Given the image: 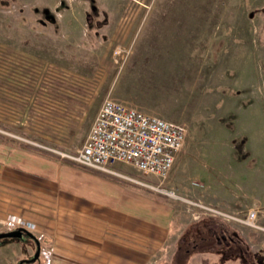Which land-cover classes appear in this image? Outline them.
<instances>
[{
  "label": "rangeland",
  "instance_id": "1",
  "mask_svg": "<svg viewBox=\"0 0 264 264\" xmlns=\"http://www.w3.org/2000/svg\"><path fill=\"white\" fill-rule=\"evenodd\" d=\"M106 97L186 129L164 181L103 172L172 204L149 264H264V0H0V155L69 159Z\"/></svg>",
  "mask_w": 264,
  "mask_h": 264
},
{
  "label": "crops",
  "instance_id": "2",
  "mask_svg": "<svg viewBox=\"0 0 264 264\" xmlns=\"http://www.w3.org/2000/svg\"><path fill=\"white\" fill-rule=\"evenodd\" d=\"M173 216L139 186L24 150L0 155V221L33 224L52 264H149L172 239Z\"/></svg>",
  "mask_w": 264,
  "mask_h": 264
},
{
  "label": "built area",
  "instance_id": "3",
  "mask_svg": "<svg viewBox=\"0 0 264 264\" xmlns=\"http://www.w3.org/2000/svg\"><path fill=\"white\" fill-rule=\"evenodd\" d=\"M186 137L182 124L148 115L120 101L106 97L86 134L81 147L69 159L75 163L113 172L108 167L122 163L133 167L142 175L164 181L181 151ZM162 183L152 186L159 192L175 197L174 192L161 188ZM252 221L254 213L248 216ZM6 231L24 230L34 233L29 222L0 221ZM43 264H52L49 249L41 251Z\"/></svg>",
  "mask_w": 264,
  "mask_h": 264
},
{
  "label": "flooded vegetation",
  "instance_id": "4",
  "mask_svg": "<svg viewBox=\"0 0 264 264\" xmlns=\"http://www.w3.org/2000/svg\"><path fill=\"white\" fill-rule=\"evenodd\" d=\"M235 235V234H234ZM234 237L233 235H230V233L228 234L226 231L221 232V235L219 236H214L213 237V241L216 243H220V244H228V246L231 247V245L233 246L234 244ZM211 238V237H209ZM209 238H205V237H199V239H201L199 242L197 241H193L192 246L195 248H197L198 244L203 243L205 241H207V239ZM236 238V237H235ZM196 242V243H195ZM6 243H11L12 246V250L14 251V253H16V251H20L23 252L24 255L23 256H19V259L17 260L16 264H19L21 262V264H40V245H39V256L38 259L32 263H26L25 260H29L31 259L35 252H36V245L34 243V241H32L31 239H27L26 241H22L21 239H9L7 240L5 239H0V248L2 249L4 245H6ZM39 244V243H38ZM200 246V245H199ZM187 253H189V249L185 250Z\"/></svg>",
  "mask_w": 264,
  "mask_h": 264
},
{
  "label": "trees",
  "instance_id": "5",
  "mask_svg": "<svg viewBox=\"0 0 264 264\" xmlns=\"http://www.w3.org/2000/svg\"><path fill=\"white\" fill-rule=\"evenodd\" d=\"M21 148H22V149H26V150L33 151L34 153L39 154V155H42V156L47 157V158H49V159L58 160L57 157H55V156L52 155L51 153H45V152H42V151H39V150H31V149H29V148L26 147V146H22ZM62 162H63L64 164H66V165H69V166H72V167H76V168H78V169L84 170V171L89 172V173H92V174H94V175H100V176H102V177H106V178H109V179H112V180L118 181V180H116L115 178H112L111 176H108V175L104 174L103 172L98 171L97 169H94V168H90V167H85V166L79 165V164L75 163L74 161H72V160H70V159H68V158H62ZM118 182H120V181H118ZM214 221H216V219H214ZM196 232H198V233H200V234L195 235V238H198V239H199V237H200L202 234H204V235L206 236V233L201 232V230H198V231H196ZM207 232L211 233V230L208 229ZM205 236H204V237H205ZM211 236H212V234H211ZM185 253L187 254V252H185Z\"/></svg>",
  "mask_w": 264,
  "mask_h": 264
},
{
  "label": "water",
  "instance_id": "6",
  "mask_svg": "<svg viewBox=\"0 0 264 264\" xmlns=\"http://www.w3.org/2000/svg\"><path fill=\"white\" fill-rule=\"evenodd\" d=\"M25 236L29 239H31L32 241H34L35 245H36V252L34 254V256L29 259V260H25L26 263H32L34 261H36L38 259V256H39V242L38 240L36 239V237L30 233V232H27V231H24V230H13V231H8V232H0V239H21L22 236ZM21 264V262L19 263Z\"/></svg>",
  "mask_w": 264,
  "mask_h": 264
}]
</instances>
